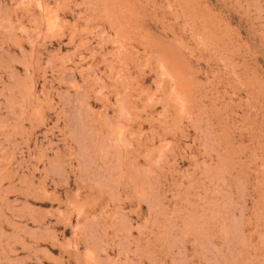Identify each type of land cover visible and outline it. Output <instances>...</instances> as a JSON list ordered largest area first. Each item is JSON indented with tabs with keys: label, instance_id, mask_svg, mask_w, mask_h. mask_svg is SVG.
<instances>
[{
	"label": "rangeland",
	"instance_id": "obj_1",
	"mask_svg": "<svg viewBox=\"0 0 264 264\" xmlns=\"http://www.w3.org/2000/svg\"><path fill=\"white\" fill-rule=\"evenodd\" d=\"M0 264H264V0H0Z\"/></svg>",
	"mask_w": 264,
	"mask_h": 264
}]
</instances>
